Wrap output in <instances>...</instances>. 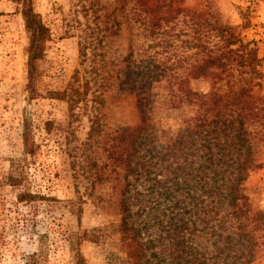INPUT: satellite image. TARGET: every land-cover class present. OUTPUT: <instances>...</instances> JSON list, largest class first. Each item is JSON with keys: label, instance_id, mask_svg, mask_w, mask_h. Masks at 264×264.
Segmentation results:
<instances>
[{"label": "rangeland", "instance_id": "rangeland-1", "mask_svg": "<svg viewBox=\"0 0 264 264\" xmlns=\"http://www.w3.org/2000/svg\"><path fill=\"white\" fill-rule=\"evenodd\" d=\"M24 1L0 0V264H132L122 243L125 203L129 227L154 242L159 264H178L174 251L183 247L208 260L220 255V234L229 232L238 256L254 252L247 264H264V231L239 239L245 218H211L203 163L213 129L196 133L198 106L170 103L178 77L200 95H226L232 82L249 89L248 69L236 65L219 83L191 78L205 48L221 47L211 24L232 27L256 49L262 79L237 102L225 96L218 112L235 116L246 103L251 150L214 149L259 165L243 183L252 230L253 213L264 211V0H182L169 14L170 0H34L51 32L35 92ZM75 90L82 100L71 107ZM27 124L33 155L25 150ZM178 162L188 185L166 181ZM21 193L36 198L20 202Z\"/></svg>", "mask_w": 264, "mask_h": 264}, {"label": "trees", "instance_id": "trees-1", "mask_svg": "<svg viewBox=\"0 0 264 264\" xmlns=\"http://www.w3.org/2000/svg\"><path fill=\"white\" fill-rule=\"evenodd\" d=\"M34 0H25V9L22 12L23 18L26 24V30L30 33V45L28 47V80L29 88L31 92L36 91V81L38 78V61L43 58L46 43L51 39L50 29L44 24L40 14H38L34 8ZM161 1V0H157ZM167 1V0H164ZM182 2V0H170L167 4V12L171 13L173 4ZM166 5V4H165ZM164 5V6H165ZM162 6V7H164ZM181 12V11H179ZM157 24V22H156ZM214 25V26H213ZM215 36L219 38L220 48H205L208 50L205 60L197 61L191 70V78L193 80H198L203 77H210L216 82H222L227 77H231L233 71L238 68H246L249 74V78H245V86L249 89L241 87L235 90L238 82H232L230 84V90L228 94L223 95L219 92H212L205 95H200L196 92L188 90L186 88L187 79L178 77L175 81L179 83V93H175V97H171L170 103H172L173 108L181 106L182 104L196 105L198 106L199 115L195 119V122L199 124L195 127L198 129L196 133H199L200 130H206L212 128V136L210 140L206 141L207 153L204 156L203 168L205 169L204 181V194L207 198L209 205V212L211 218H215V215L222 214V218L233 221L236 219V222L240 221L242 218H250V202L249 198L244 193L243 183L247 180L249 172L259 167L255 163L252 157H241L232 154L223 153H214V149L217 148L218 152L221 149L227 151L230 150H251L252 139L249 138L250 133L245 128V107L246 103L243 102V106L238 109V112L234 114L235 116L218 114L221 110L220 105L223 103L225 96L231 95L234 98V101H238L243 95L250 96L251 89L254 84L253 81H258L262 79V73L256 69L254 62L258 61L256 49L250 47V44L244 43L242 39L235 33L234 29L230 26L224 25L221 22L218 24H211V30ZM238 48L234 49L235 46ZM242 73H245L243 71ZM242 80H240L241 82ZM168 82H171V79H168ZM240 89V97L239 95ZM75 95H82L78 90H75L74 93L68 96V101L70 106L73 107L80 103L82 99L75 98ZM86 95V93H85ZM251 98V97H250ZM175 103V104H174ZM211 106V108H207ZM217 111V112H216ZM211 113L212 120H210L208 113ZM216 113V114H215ZM222 116V117H221ZM219 119H222L223 129L220 128ZM229 122V123H227ZM228 125H227V124ZM220 125V126H219ZM225 126V127H224ZM194 128V126H193ZM192 126H189V129H193ZM216 128V129H214ZM222 131H228L227 134L222 136ZM234 131V134L231 135V132ZM24 143L25 150L27 154H35L36 144L33 140L29 124L25 126L24 133ZM195 156V155H194ZM186 165V164H184ZM181 162H178L172 177L169 182H173L174 185H188L185 179L183 178V172L185 170ZM133 172V171H132ZM36 196L32 194L21 193L18 195V200L20 202H30L33 201ZM123 235L122 243L123 247L127 252L129 261L132 264H159V254L155 250L153 241H144L141 238L140 231L136 228L129 227L128 218L131 217L130 207L125 203L123 206ZM253 218H256L255 225L252 230H247L245 226V220H242L237 227L238 231H242V236L240 238L248 239L249 236L257 232L264 231V211H256L253 213ZM225 226H222L224 228ZM242 229V230H241ZM227 230V229H226ZM225 230V231H226ZM235 233L230 232L226 235L220 234V238L226 240L225 247L221 250L220 255H215L208 258L194 254L192 251H188L187 247H183L181 250H175L176 253L175 259H178V264H247L251 261L254 256V252H249L243 254L241 257L238 256L230 248L233 245ZM235 241V240H234ZM237 240L235 244H237ZM261 245H264L261 243ZM253 246H257L255 243ZM177 247V245H176ZM159 260V261H158Z\"/></svg>", "mask_w": 264, "mask_h": 264}]
</instances>
